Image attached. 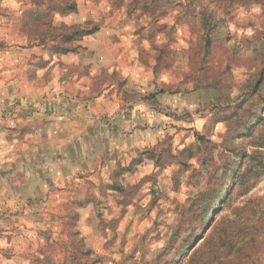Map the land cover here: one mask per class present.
Here are the masks:
<instances>
[{
    "label": "rangeland",
    "instance_id": "1",
    "mask_svg": "<svg viewBox=\"0 0 264 264\" xmlns=\"http://www.w3.org/2000/svg\"><path fill=\"white\" fill-rule=\"evenodd\" d=\"M72 1L0 0V264H264V0Z\"/></svg>",
    "mask_w": 264,
    "mask_h": 264
},
{
    "label": "trees",
    "instance_id": "2",
    "mask_svg": "<svg viewBox=\"0 0 264 264\" xmlns=\"http://www.w3.org/2000/svg\"><path fill=\"white\" fill-rule=\"evenodd\" d=\"M60 3L55 4V8H49L47 10H45L47 12V14L49 13H57V14H66L69 11H74L76 8V4L74 1L72 0H60ZM94 1H98V0H94ZM122 1V0H119ZM50 3V2H49ZM197 139H202V137L198 136ZM192 226H176L174 227L170 233V238L169 240L166 242L165 247L162 249L161 252L165 251L166 249H168L169 247H171L174 243V240L176 239L177 236L181 235L183 232H187L188 231H192ZM204 230V226H199L197 228H195V233L192 234V238L196 237L197 235H201L203 237V235H205V231ZM212 242H214V238L211 237ZM220 253H221V245L218 242H214L213 243V249H212V258H210V260L207 262V264H219V259H220ZM163 254H158L156 258L162 257ZM184 256L183 254H180L179 256ZM178 256V257H179ZM68 262H70V259L68 257H63L62 258V264H68ZM156 262V261H155ZM152 264H155L154 262Z\"/></svg>",
    "mask_w": 264,
    "mask_h": 264
},
{
    "label": "crops",
    "instance_id": "3",
    "mask_svg": "<svg viewBox=\"0 0 264 264\" xmlns=\"http://www.w3.org/2000/svg\"><path fill=\"white\" fill-rule=\"evenodd\" d=\"M6 79H8L6 77ZM53 81L56 82V77L54 76ZM59 79V82L61 81V77H57V80ZM26 78H23V82H27ZM73 93L75 96L76 90H73ZM62 89H60V86H58L56 89L54 88H44L42 92L43 96V103L41 105L40 109V115L45 119L46 121L53 122L54 124L60 122L61 120V112H62V106L60 105V102H62ZM72 96L70 95V98ZM75 110H71L70 113L75 114ZM57 119V121H56ZM51 120V121H50Z\"/></svg>",
    "mask_w": 264,
    "mask_h": 264
},
{
    "label": "water",
    "instance_id": "4",
    "mask_svg": "<svg viewBox=\"0 0 264 264\" xmlns=\"http://www.w3.org/2000/svg\"><path fill=\"white\" fill-rule=\"evenodd\" d=\"M199 240H200V238H198V239L195 241V243H197Z\"/></svg>",
    "mask_w": 264,
    "mask_h": 264
}]
</instances>
